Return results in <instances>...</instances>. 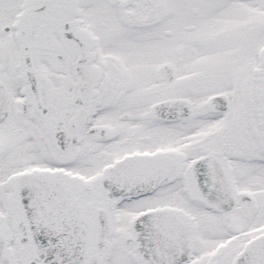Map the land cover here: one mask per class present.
Wrapping results in <instances>:
<instances>
[{
  "label": "snow or ice",
  "instance_id": "obj_1",
  "mask_svg": "<svg viewBox=\"0 0 264 264\" xmlns=\"http://www.w3.org/2000/svg\"><path fill=\"white\" fill-rule=\"evenodd\" d=\"M0 264H264V0H0Z\"/></svg>",
  "mask_w": 264,
  "mask_h": 264
}]
</instances>
